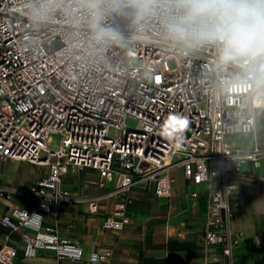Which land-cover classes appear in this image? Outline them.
Wrapping results in <instances>:
<instances>
[{
	"label": "built area",
	"instance_id": "obj_1",
	"mask_svg": "<svg viewBox=\"0 0 264 264\" xmlns=\"http://www.w3.org/2000/svg\"><path fill=\"white\" fill-rule=\"evenodd\" d=\"M166 7L137 20L132 9L114 11L111 0L99 7L94 0H0V162L47 169L27 189L0 183V200H27L0 220L8 231L0 264L20 255L35 259L41 251L54 252L58 262L83 260L79 243L44 224L46 215L59 221L63 208L83 200L91 214L98 212L97 197L65 188L68 177L98 173L91 184L115 203L102 227L118 234L133 223L134 188L169 201L178 168L207 186L205 243L234 264L244 235L232 231L231 198L238 180L254 178L244 163L260 167L264 150H244L230 138L255 135L264 82L251 66L220 63L213 45H175L163 28ZM97 17L119 33L118 41L97 38ZM174 115L187 121L182 143L160 134ZM129 119L138 127L128 126ZM113 255L98 249L90 261L109 264Z\"/></svg>",
	"mask_w": 264,
	"mask_h": 264
},
{
	"label": "crops",
	"instance_id": "obj_2",
	"mask_svg": "<svg viewBox=\"0 0 264 264\" xmlns=\"http://www.w3.org/2000/svg\"><path fill=\"white\" fill-rule=\"evenodd\" d=\"M230 142L244 150L255 147L264 150V113L257 119L255 135H235ZM242 170L254 178L238 180V192L231 198L232 231L244 235L242 245L233 252V263L264 264V158L260 167L247 161ZM46 174L47 169L28 163L0 162V183L14 187L27 189ZM172 176L175 183L169 201L158 198L152 191L134 188L130 205L133 223L118 234L102 227L115 203L104 196L105 189L91 184L99 181L98 173L84 170L68 177L65 188L72 194L97 197L98 212L91 214L88 200H83L63 208L59 221L46 215L44 224L55 228L60 237L79 243L84 250L83 260L58 262L54 252L41 251L35 259L20 255L13 264H108L90 261L91 254L98 249L113 250L109 264H227L220 248L205 243L210 204L207 186L187 179L182 168L175 169ZM26 202L21 197L1 199L0 220L10 208ZM7 233L0 225V246L6 241ZM18 239L19 235L15 234L11 241L16 243Z\"/></svg>",
	"mask_w": 264,
	"mask_h": 264
},
{
	"label": "clouds",
	"instance_id": "obj_3",
	"mask_svg": "<svg viewBox=\"0 0 264 264\" xmlns=\"http://www.w3.org/2000/svg\"><path fill=\"white\" fill-rule=\"evenodd\" d=\"M103 0H94L97 7ZM114 11L132 9L137 20L165 8L167 38L183 48L213 45L222 64L251 66L264 82V0H111ZM97 38L114 41L119 33L97 23ZM186 118L174 115L160 125L166 139L182 143ZM27 215V212H25Z\"/></svg>",
	"mask_w": 264,
	"mask_h": 264
},
{
	"label": "rangeland",
	"instance_id": "obj_4",
	"mask_svg": "<svg viewBox=\"0 0 264 264\" xmlns=\"http://www.w3.org/2000/svg\"><path fill=\"white\" fill-rule=\"evenodd\" d=\"M169 65H170L171 68H175V67H176V63H175L174 60H171V61L169 62ZM127 123H128V126H130V127H132V128H136V127H138V124H139L138 121H137V120H134V119H129V120L127 121ZM59 141H60V137H59L58 135L53 136V148H54V149L58 148ZM28 164H29V163H28ZM30 165H31V164H30ZM31 166H33V165H31ZM33 167H34V166H33Z\"/></svg>",
	"mask_w": 264,
	"mask_h": 264
}]
</instances>
